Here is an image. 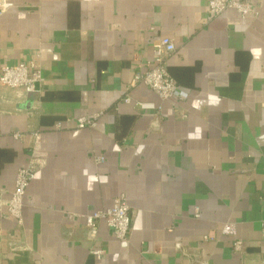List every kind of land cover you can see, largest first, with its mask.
I'll return each mask as SVG.
<instances>
[{"label": "crops", "instance_id": "crops-1", "mask_svg": "<svg viewBox=\"0 0 264 264\" xmlns=\"http://www.w3.org/2000/svg\"><path fill=\"white\" fill-rule=\"evenodd\" d=\"M252 2L248 17H210L207 0L9 2L0 74L39 55L44 81L41 93L0 83V264H264V0ZM162 36L176 44L167 66L187 99L131 86ZM100 112L94 128L77 126ZM36 133L47 159L20 224L7 201ZM122 193L129 239L104 220L90 239L85 215Z\"/></svg>", "mask_w": 264, "mask_h": 264}, {"label": "built area", "instance_id": "built-area-1", "mask_svg": "<svg viewBox=\"0 0 264 264\" xmlns=\"http://www.w3.org/2000/svg\"><path fill=\"white\" fill-rule=\"evenodd\" d=\"M10 1L0 0V14L6 12ZM207 2L210 17L218 16L228 9H236L243 17L257 15L252 0H207ZM176 50L177 47L172 38L167 36L160 37L153 47L154 58L151 66L144 71H136L133 75L131 86L134 87L139 83H143L150 87L161 100L171 98L187 99L189 93L175 80L167 66L168 59ZM38 57L39 55L35 59L23 61L15 65H4L0 74L1 85L11 88H24L31 93H41L44 78ZM124 101L133 102V99L131 96H127ZM134 102L141 111H159L162 108L154 102L140 100ZM102 114L103 112L96 113L91 118L85 116L79 117L76 121L77 126L79 128H94ZM18 136L19 133H15V137ZM40 140V134L36 133L35 144L31 149L29 161L25 166L19 168L14 189L11 192L10 199L7 201V213L15 217L20 224L23 222V206L26 190L47 159V154L42 150ZM103 161V156L96 157L97 163H102ZM134 216V210L130 207L126 195L122 193L115 198L111 207L85 215V225L89 238L92 240L97 239L99 222L104 220L114 230L118 239L127 241L131 234ZM222 232L227 235L235 234V227L232 224H226ZM210 237V235H206L204 239L207 240ZM175 247L182 257L192 259V254L185 249L181 242H177ZM234 249L240 251L242 243L236 241ZM91 252L97 257H101L104 253L100 248H93ZM202 264L206 263L203 262Z\"/></svg>", "mask_w": 264, "mask_h": 264}]
</instances>
